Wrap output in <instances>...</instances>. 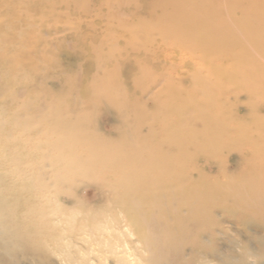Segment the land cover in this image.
<instances>
[{
  "label": "rangeland",
  "instance_id": "1",
  "mask_svg": "<svg viewBox=\"0 0 264 264\" xmlns=\"http://www.w3.org/2000/svg\"><path fill=\"white\" fill-rule=\"evenodd\" d=\"M144 4L143 0H44L40 4L0 0V55L8 51L11 57L7 67L0 61V106L11 107L20 130L12 147V184L17 187L30 181V186H38L48 211L55 209L54 199L79 210L82 218L97 212L96 218L85 221L90 230L89 223L100 222L101 213L167 211L171 197L192 199L193 206L177 209L207 217L200 224L214 234V247L246 246L263 255L264 133L257 134L255 128L264 129V114L255 117L252 129L246 131H238L235 123L251 118L253 109L264 113V86L259 81L244 86L237 79L224 80L213 98L232 102L235 116L207 105L204 110L210 109L209 117L199 115L184 127L182 113L170 111L176 100L170 99L159 77L176 62L168 56L182 52H174L173 46L155 53L146 50L166 68L159 72L149 65L151 69H146L149 82L156 84L152 92L159 89L157 96L146 93L149 83L143 85L140 77L126 81L128 65L140 60L135 50L126 49V32L152 29L153 37L157 34L158 20L145 15L140 9ZM8 5L15 9V20L8 21L11 18L2 10ZM253 9L264 15V10ZM240 15L237 12L234 18ZM87 37H97L95 48L108 54L105 66L117 69L87 72L89 57L95 64L103 62L102 56L84 52ZM244 38L252 41L250 34ZM139 41L149 44L150 39ZM252 46L247 50L258 57L260 48ZM260 62L264 64V59ZM175 69L181 77L187 75L184 68L177 65ZM110 70L121 75L114 78ZM175 85L176 92L187 91L183 84ZM208 119L224 143L218 153H203L201 159L195 154L198 144L182 132L197 130L190 133H197L198 142L204 143L212 131L197 123ZM246 139L250 142L239 144ZM147 171L150 175L144 179L137 176L127 181L130 175ZM57 191L64 194L54 196ZM48 248L59 253L53 242ZM250 259L249 264L255 263ZM43 264L62 263L54 255ZM255 264H264V257Z\"/></svg>",
  "mask_w": 264,
  "mask_h": 264
},
{
  "label": "bare ground",
  "instance_id": "2",
  "mask_svg": "<svg viewBox=\"0 0 264 264\" xmlns=\"http://www.w3.org/2000/svg\"><path fill=\"white\" fill-rule=\"evenodd\" d=\"M37 2L40 4L44 0ZM143 2L145 4L140 9H144L145 15L156 17L158 20V26L154 29L157 34L153 37L152 29L141 33L126 32L128 34L126 49L135 50L140 57V60L131 65L125 64L128 65L127 69H130L126 70V81L131 82L140 77L143 85L149 83L150 89L146 93L157 96L159 89L152 92L156 84L154 81L149 82L146 69L152 67L162 72V69L166 68L161 61L149 57L146 50L150 51L148 48H151L155 53L160 48L173 46L174 52H182V55L168 56L169 60L174 58L176 62H171L168 73L159 74V77L166 84V92L170 99L176 100L174 108H170V111L174 114L182 113L180 115L184 117L180 119L184 127L187 128L199 115L202 118L209 117L207 111L210 109L204 110L207 105H213L217 110H224V114L235 116L231 109L232 102L221 103V98H213V94L224 85V80L237 79L238 85L244 86L259 81L264 86V64L260 62L264 59V15H257L251 10V8L264 10V2L257 0L241 2L143 0ZM2 10L11 18L8 21L16 19L14 7L8 5L2 7ZM237 12L242 14L239 19L237 16L234 18ZM246 33L251 35L252 43L244 38ZM259 33L263 35L258 36ZM144 38L150 39L149 44L138 43ZM96 42L97 37H87L83 41L84 52L88 55L94 53L96 56H102L103 60L102 63L95 64L89 57L87 72L96 70L100 71L99 73H106L107 71L102 69H117L105 66L108 54L95 48ZM252 45L260 48H257L260 52L258 57L247 50L250 47L252 49ZM123 58L126 60L125 55ZM10 59L8 51L0 55V61L4 62L6 67ZM177 65L184 68L187 75L181 77V73H177L179 69H175ZM109 73L114 75V78L121 75V72L116 70H110ZM173 73H177L178 76ZM260 75L262 76L257 78ZM177 82L186 87L185 93L176 92ZM13 112L11 107L0 106V264H34L33 262L43 264L54 255L60 256L62 264H249L250 258L255 259L257 263L264 257V254L253 252V249L246 246L239 248V245H236L227 249L214 247L212 243L214 234L200 224L207 217L191 212L192 210L183 213L177 209L193 206L192 199L171 197L167 211L144 212L136 209L131 214L130 211L124 212L122 209L119 213L116 211L101 213L100 222L94 225L89 223L92 230L87 229L85 221L92 217L96 218L97 212L87 216L88 219L82 218L79 210L54 199L55 209L48 211L45 206L47 201L43 196H39L42 194H39L41 191L38 186L37 189L30 186V181L17 187L12 184L11 174L14 172L12 147L13 143L18 142L17 135H20L19 121L13 118ZM214 113L217 114L219 111ZM262 114L263 111L253 109L251 118L235 123L237 130L246 131L251 126V121ZM242 116L244 117L238 115ZM209 121L200 120L197 123L198 127L212 131L204 143L198 142L195 136L197 133H190L198 132L197 130L188 132L185 129L186 131L182 132L184 138L191 136L198 144L195 154L201 159H204L203 153L210 152L213 155L218 153L224 143L221 135L215 131L216 127ZM255 131L257 134L264 133V129H259L258 126ZM249 142L246 139L239 144L243 146ZM63 161H59L58 164ZM145 175L149 176L150 171L130 175L127 181L137 176L144 179ZM25 194H31L32 198L26 197ZM61 194L64 193L57 191L54 196L59 197ZM203 232L204 235L201 236ZM49 242L58 245L59 253L48 248ZM72 253L78 257L72 256Z\"/></svg>",
  "mask_w": 264,
  "mask_h": 264
}]
</instances>
